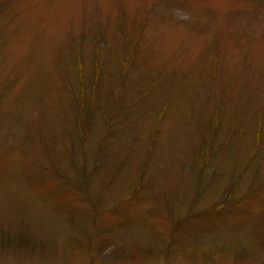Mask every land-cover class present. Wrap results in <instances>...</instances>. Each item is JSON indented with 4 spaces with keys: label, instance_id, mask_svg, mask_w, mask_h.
<instances>
[{
    "label": "rangeland",
    "instance_id": "obj_1",
    "mask_svg": "<svg viewBox=\"0 0 264 264\" xmlns=\"http://www.w3.org/2000/svg\"><path fill=\"white\" fill-rule=\"evenodd\" d=\"M0 264H264V0H0Z\"/></svg>",
    "mask_w": 264,
    "mask_h": 264
}]
</instances>
